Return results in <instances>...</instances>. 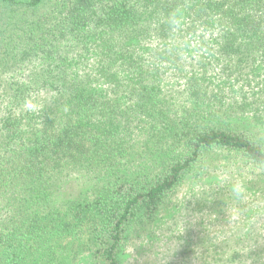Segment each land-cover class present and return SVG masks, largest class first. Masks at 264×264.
<instances>
[{"label":"trees","instance_id":"trees-1","mask_svg":"<svg viewBox=\"0 0 264 264\" xmlns=\"http://www.w3.org/2000/svg\"><path fill=\"white\" fill-rule=\"evenodd\" d=\"M213 153L264 206V0H0V264L42 236L122 264ZM241 238L188 264H264Z\"/></svg>","mask_w":264,"mask_h":264},{"label":"rangeland","instance_id":"rangeland-1","mask_svg":"<svg viewBox=\"0 0 264 264\" xmlns=\"http://www.w3.org/2000/svg\"><path fill=\"white\" fill-rule=\"evenodd\" d=\"M228 157L230 156L215 153L207 155L199 165L198 176L192 177V182H189L185 189L177 191L174 199L168 203L154 223L149 227L134 226L135 223L132 225L121 250L122 264H188L192 255L198 256V251L205 241V248L209 242L212 243V238L213 242L216 240V243L212 244V251L222 252L221 249H225L224 246L230 237H242L246 250L252 248V252L257 253L264 250L263 245L253 244L255 238L264 243V206L255 201L260 192L251 188L252 191L250 189V192L245 193L243 205L246 206L243 207H239L232 198L216 194V189L221 187L224 181V184L231 185L230 189H241L230 181L238 180L245 186L254 178L249 173L240 177L239 170L228 169L235 161ZM261 184L260 180L256 183L258 186ZM78 193V187L72 183L66 196L75 198ZM248 229L251 232L247 233ZM55 239L58 242H55ZM44 240L45 236L37 240L36 243L40 242V247H37L34 254H28L22 264L92 263V254L85 252L87 246L78 238L68 239L65 246L57 237H54V243L50 240L48 244H44ZM218 242L219 248L216 247ZM229 242L232 244L231 240ZM49 244L53 246L50 248ZM233 247L242 250L241 244L237 242ZM189 249L192 255L185 253ZM3 254L0 253V259L3 257L4 260L6 255ZM43 259H49V262L45 263ZM190 262L201 264L196 259Z\"/></svg>","mask_w":264,"mask_h":264}]
</instances>
